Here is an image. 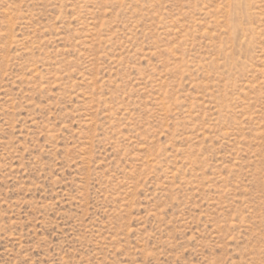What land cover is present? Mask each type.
<instances>
[{
    "label": "rangeland",
    "instance_id": "rangeland-1",
    "mask_svg": "<svg viewBox=\"0 0 264 264\" xmlns=\"http://www.w3.org/2000/svg\"><path fill=\"white\" fill-rule=\"evenodd\" d=\"M0 264H264V0H0Z\"/></svg>",
    "mask_w": 264,
    "mask_h": 264
}]
</instances>
